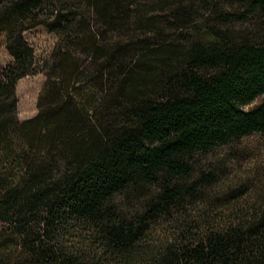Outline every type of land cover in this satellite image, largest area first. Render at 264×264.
<instances>
[{"label":"trees","instance_id":"1","mask_svg":"<svg viewBox=\"0 0 264 264\" xmlns=\"http://www.w3.org/2000/svg\"><path fill=\"white\" fill-rule=\"evenodd\" d=\"M0 46V264H264V178L203 161L264 136V0H0Z\"/></svg>","mask_w":264,"mask_h":264},{"label":"rangeland","instance_id":"2","mask_svg":"<svg viewBox=\"0 0 264 264\" xmlns=\"http://www.w3.org/2000/svg\"><path fill=\"white\" fill-rule=\"evenodd\" d=\"M237 28L242 30L248 26ZM26 37L43 60L50 57L57 43V37L45 28H38L28 33ZM10 63L11 56L0 46V72ZM45 84L46 77L43 74L27 77L18 83L16 94L21 121L37 116L38 100ZM262 101V99L257 101L250 108L258 106ZM203 161L219 169L224 181L244 180L252 189L257 188L264 178V136L255 135L229 147L217 148L203 158Z\"/></svg>","mask_w":264,"mask_h":264}]
</instances>
